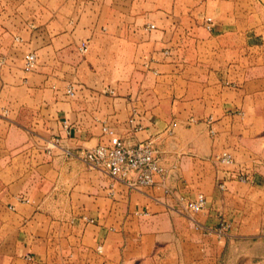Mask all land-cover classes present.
Here are the masks:
<instances>
[{"label": "crops", "instance_id": "obj_1", "mask_svg": "<svg viewBox=\"0 0 264 264\" xmlns=\"http://www.w3.org/2000/svg\"><path fill=\"white\" fill-rule=\"evenodd\" d=\"M0 114V264H264V204L242 205L264 196V0H0ZM104 129L154 141L164 185L207 196L200 227L161 185L45 152L54 136L72 152L108 142ZM223 150L234 166L214 161Z\"/></svg>", "mask_w": 264, "mask_h": 264}, {"label": "built area", "instance_id": "obj_2", "mask_svg": "<svg viewBox=\"0 0 264 264\" xmlns=\"http://www.w3.org/2000/svg\"><path fill=\"white\" fill-rule=\"evenodd\" d=\"M210 18H207V22H210ZM154 24H149L147 29H153ZM209 27V26H207ZM20 41V38H16ZM81 53H86L88 44L86 41H81L79 46ZM37 57L34 52H29L23 59V70L29 72L34 70L36 66ZM55 88V86H53ZM112 92V90H110ZM65 93L68 96L74 95V87L69 85ZM2 114H0L1 118ZM208 127L210 135L216 133L213 128V118L211 116L202 120ZM189 123H195L196 120L191 118ZM63 129L68 128V123L63 121ZM109 134L110 138L108 142L98 143L97 145L84 148L76 152L70 151L67 147L62 146V140L60 136H54L47 139L44 144V149L47 154L55 148L62 150L63 154L69 157H74L83 162L90 168L99 169L107 174L113 181L120 182L126 185L129 189H139L143 187L161 185L165 194L169 195L174 201V210H183L189 215V219L195 226L200 227L201 224L195 220L194 214L203 211L207 205V196L199 192L192 198H186L183 195L174 193L168 185H164V179L167 176L168 169L165 167L163 158L160 152L155 148L153 140H146L136 145L127 144L123 139L113 134V131L104 129ZM214 161L222 166L231 167L234 166V156L226 150L217 152L213 155ZM173 171H176L175 165L171 167ZM237 179L240 182H247L248 176L242 172L241 169H234ZM159 179V180H158ZM113 184H110L112 188ZM220 189H224V185H220ZM28 201V199H22ZM229 230V223L221 220L213 233L217 236H226ZM261 236H264V227L261 229ZM97 251L101 252L102 247L98 246Z\"/></svg>", "mask_w": 264, "mask_h": 264}, {"label": "rangeland", "instance_id": "obj_3", "mask_svg": "<svg viewBox=\"0 0 264 264\" xmlns=\"http://www.w3.org/2000/svg\"><path fill=\"white\" fill-rule=\"evenodd\" d=\"M236 168V167H235ZM214 169L216 170L217 168L214 166ZM244 170V172L247 170V169H243ZM254 171V173L255 174H258L259 176H261V177H263L264 178V167L263 168H257V169H253L252 170V172ZM246 174H248L249 175V177L250 178H252V176H253V174H252V176H251V173H246ZM245 185H249V186H251L253 183H250V181L248 180L247 182H245L244 183ZM252 186H255L254 184L252 185ZM224 189H222V191H223ZM244 193H243V195H242V205H244V207H246V203H248V201L249 202H252V203H256V204H258V205H260V204H264V196H262L261 195V193L260 194H258L259 192H257V193H248L247 191L245 192V191H243ZM261 228H262V226H260L259 227V231L261 230ZM257 232V234H256V238H258V236H260L261 235V231L260 232ZM262 238H264V236H261ZM254 264H258L257 263V261H254Z\"/></svg>", "mask_w": 264, "mask_h": 264}]
</instances>
